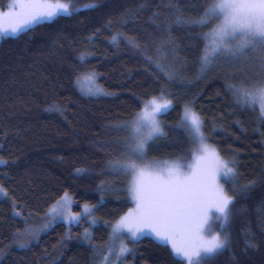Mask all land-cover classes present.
I'll list each match as a JSON object with an SVG mask.
<instances>
[{"label": "trees", "instance_id": "obj_1", "mask_svg": "<svg viewBox=\"0 0 264 264\" xmlns=\"http://www.w3.org/2000/svg\"><path fill=\"white\" fill-rule=\"evenodd\" d=\"M13 2L0 0L3 26L21 19ZM73 3L82 10L0 39V158L7 162L0 164V185L7 190L0 197V264H88L87 249L73 243L82 235L79 226L68 230L67 239L56 238L60 229H53L27 248L9 247L13 234L25 230L13 213L21 212L30 226L40 228L36 216L63 191L71 194L75 205L82 199L91 204L101 194L106 202L97 212L105 219L121 213L127 207L121 195L127 176L110 174L107 164L120 158L117 141L127 131L115 125L132 120L143 107L139 101L159 96L162 89H167L166 99L173 106L158 115L166 135L149 142L147 155L191 156L196 145L187 128L178 127L189 105L204 120L202 131L208 143L221 158L234 160L238 172V183L231 188L222 180L230 194L236 190L227 227L229 246L206 264H264V121L258 111L238 106V97L226 87L251 90L264 83V48L248 49L237 57L222 54L201 73V28L173 20L177 15L186 20L200 17L208 0H177L181 11L170 8L168 0ZM91 3L97 7L83 8ZM154 13L165 15V29L157 18L153 23ZM117 32L134 37L143 50L124 39L110 43ZM81 53L90 58L82 62ZM146 57L171 66L174 78L167 79ZM88 71L97 73L98 84L111 96L88 95L78 88L76 75ZM52 105H59L61 111H49ZM77 169L85 171L77 174ZM252 181L254 186L244 191L243 186ZM195 190L212 202L200 187ZM88 191L92 196L84 194ZM101 225L89 239L100 251L110 243L115 247L116 240L110 241L108 229ZM248 240L254 247L247 246ZM129 249L124 256L128 264H181L167 246L148 238L130 243Z\"/></svg>", "mask_w": 264, "mask_h": 264}, {"label": "snow or ice", "instance_id": "obj_2", "mask_svg": "<svg viewBox=\"0 0 264 264\" xmlns=\"http://www.w3.org/2000/svg\"><path fill=\"white\" fill-rule=\"evenodd\" d=\"M168 5L176 11H181L177 6V0H168ZM37 6L45 10L32 14L30 17H24L10 28L0 27V37L7 36L9 33L14 35L36 24L51 22L59 16H70L82 10L74 6L73 0H69L68 3H43ZM95 7H97L95 3L83 6L85 10ZM153 17V23H155L158 14L154 13ZM213 19H220V22L214 25L209 32L201 34V38L208 41L204 54L199 60L201 73L215 65L222 54L237 57L242 56L248 49H256L258 46L264 48V0H243V2L208 0V7L204 9L200 17L186 20L177 15L173 23L206 27ZM158 26L162 27V25ZM120 39H124L138 51L143 50L134 37L125 36L120 32L112 36L110 43L118 44ZM237 40L238 42L232 46V42ZM87 55L88 53H81L78 59L83 62ZM157 55L160 59L163 58L159 48ZM160 59L154 60L152 57H146L148 63L153 64L167 79L172 80L175 71L171 66L161 63ZM86 79L91 85L87 89V94L111 95L96 84L97 74L94 71H90ZM80 80L81 77H78L77 83H80ZM226 87L238 97L235 100L238 106L246 110L258 111V118L264 121V83L258 84L251 90H240L231 84ZM166 92L167 89H162L159 96L141 101L143 108L134 115L132 120L115 125L118 129L126 130L127 136L117 141L121 153L120 158L109 161L107 168L110 174L130 176L128 191L136 201V209L121 217L112 226L110 241L120 239L127 234L129 239L135 242L143 236L154 234L157 240L171 243L173 253L181 259V264L185 261L187 264H206L208 259L229 246L227 227L230 223L232 206L235 203L236 190L232 189L233 194H230L219 181L223 180L224 184H228L231 188L233 184L238 183V172L234 160L221 158L218 150L206 143L208 138L202 131L204 120L189 105H185L178 127L187 128L193 143L198 145L197 151L205 158L211 157L215 167L206 176H200L195 171L191 176H184L179 171L181 167L179 163L165 162L164 167L154 177L155 184L151 187L145 185V168L148 165L141 167L137 161L144 160L149 142L166 135L161 122L157 119L158 115L166 113L173 106L172 101L166 99ZM48 110L61 111L59 105H52ZM6 163L0 158V164ZM76 171L77 174H82L85 170L77 169ZM254 184V181L249 182L243 186V190L251 189ZM194 185L210 186L214 193L212 202L205 203ZM6 195L7 190L0 185V196ZM69 204L68 194L65 193L45 214L44 219L49 222L38 229L30 226L21 212H14L13 215L25 224V230L13 234L14 239L9 247L14 244L18 248H27L31 241L39 238L40 233L51 227L58 212L62 215V210ZM13 207H17L15 203ZM78 219L79 216L71 217V221ZM212 223H216L219 228L215 234H212L213 230L210 228ZM185 233H188L196 242L186 243ZM204 233L211 238L205 240ZM20 237L23 239H19ZM176 237L181 238V243L175 242ZM85 238H90L87 232H85ZM246 243L247 246L254 247L251 240ZM130 251L131 249L124 244H121L119 250L116 251L110 243L107 247L108 254L103 257V264H113V257L116 264H120ZM2 254L3 250L0 249V258Z\"/></svg>", "mask_w": 264, "mask_h": 264}, {"label": "rangeland", "instance_id": "obj_3", "mask_svg": "<svg viewBox=\"0 0 264 264\" xmlns=\"http://www.w3.org/2000/svg\"><path fill=\"white\" fill-rule=\"evenodd\" d=\"M60 2L64 3V1H60V0H14L12 5H13V9L16 11V14L20 15L21 19H23L24 17H30L32 14H35L39 11H42V8L38 7L37 5H40L43 3H60ZM237 2H243V0H237ZM3 14H4V12H3ZM221 19H222V17H221ZM219 22H220V19H217L216 23L214 25L218 24ZM16 23L17 22L7 23L5 26H3V24L0 23V25H2L3 28H10V26H12ZM9 34H11V33H9ZM1 38L2 37H0V39ZM239 39L240 38H238V40ZM238 40L234 41V45H235V43L238 42ZM87 74L88 73L82 75L80 83H77L78 88L85 94H87V89L91 86L86 79ZM95 96H97V95H95ZM157 119H158V116H157ZM206 143H208L207 140H206ZM195 145H196V147H194L195 151L194 150L191 151L190 152L191 156L188 158H183V156H168V157L165 156V157H161V158L150 159V160H147V162L144 160L143 161H137V163H139L141 165V167H144L145 165H147L148 162H152V164L149 168V171H145V173H146L145 177H144L145 185L148 187H151L152 185L155 184L154 177L159 172V170L164 167L165 162H167V163H179V165L181 166L179 171L184 176H191L193 171H195L200 176H206L210 172V170H212L215 167V163L211 157H207V158L203 157V155L197 151L198 145L197 144H195ZM219 183L222 184V180H220ZM194 188L197 189V188H199V186L194 185ZM200 188H201L203 193L207 194L211 198H214V193H213V190L210 186L209 187H200ZM63 196H61V197H63ZM68 200H72L69 195H68ZM204 202L207 203L206 201H204ZM135 209H136V201L132 198L131 206L127 209V211L124 213L123 216L128 214L130 211H134ZM91 210H92V206L87 204V206H84V207L82 206L80 211H73L72 206H70V204H69L68 207H66L62 210V215L60 213H58L57 215H60L61 217L67 219V221L70 223V222H77L78 221V220L77 221H71L72 216H79V218L82 216L85 217L82 214L84 212V214L86 216H88V222L90 224H94V221L92 220ZM210 228L213 230L212 234H215L216 232L219 231V228L217 227L216 223H212L210 225ZM146 231H149V230H146ZM123 237H125L128 240L126 245L129 248V246H130L129 242H133V241L131 239H129L127 234L123 235ZM143 237L152 238L153 240H155L157 242H160L162 244L167 245L172 250L171 243L166 242V241L157 240L154 237V234L146 235ZM203 238L205 240H208L211 237L207 233H204ZM180 241H181L180 237L175 238L176 243H179ZM184 241L186 243H189V244H194L196 242L195 239L192 238L188 233H185ZM120 243H121L120 239H117L115 241V246L119 245ZM115 249H116V251H118L119 247H115ZM172 252H173V250H172ZM113 264H116L115 259L113 260ZM186 264H187V262H186Z\"/></svg>", "mask_w": 264, "mask_h": 264}, {"label": "bare ground", "instance_id": "obj_4", "mask_svg": "<svg viewBox=\"0 0 264 264\" xmlns=\"http://www.w3.org/2000/svg\"><path fill=\"white\" fill-rule=\"evenodd\" d=\"M181 2H179V4H180ZM178 4V5H179ZM6 12H8V13H10L11 12V10L8 8V9H6ZM165 17V15H161V14H159V16L157 17V20H158V22H165V20L163 19ZM192 17H194V16H192ZM166 18V17H165ZM198 18V17H197ZM164 20V21H163ZM217 20V19H216ZM214 23H216V22H214ZM163 24V23H162ZM164 26H163V28L165 29L166 28V25L165 24H163ZM214 26V24L213 23H210L208 26H206V27H200L201 28V34L202 33H206V32H209L210 31V29L212 28ZM206 43H208V41H203V45L201 46V53H203L204 54V50H205V45H206ZM90 58V57H89ZM88 57H86V59L84 60V61H86V60H88L89 59ZM80 60V59H79ZM88 72H90V71H88ZM95 72V71H94ZM85 73H87V72H85ZM85 73H82V74H80V75H76V77L78 78V77H81L83 74H85ZM96 73V72H95ZM97 74V73H96ZM98 75H97V79H96V84L97 85H99L98 84ZM100 86V85H99ZM111 96V95H110ZM139 104H141V101H139ZM181 121V120H180ZM179 121V122H180ZM178 122V123H179ZM180 124V123H179ZM159 150H161V147H159ZM155 158H159L158 156H154V157H151V156H149V155H147V153H146V155H145V158H144V161H146L147 162V160H150V159H155ZM151 164H152V162H148L147 163V165H148V167H146L145 168V171H149V168H150V166H151ZM129 180H130V176H127L126 177V191H122L121 190V195L122 196H124V197H126V200H125V202L127 203V207L121 212V213H119L117 216L116 215H114L113 217H111V218H103L98 212H97V210H98V207L99 206H101V205H103L105 202H106V200H105V198L101 195V194H97V199L95 200V201H91V204H89V203H86V202H89V200H86V199H82V201L81 200H79L78 202H81V203H79L78 205H75V203H74V201H73V199H72V196H71V194L69 193V192H67V191H63V192H61L58 196L60 197L61 195L63 196V195H65V193H67L70 197H71V199L72 200H69L70 201V206H72V210L73 211H80V209H81V207L83 206H87V204L88 205H91L92 206V210H91V212H92V220L94 221V224H90L89 222H88V216H86L85 214H84V212L82 213L85 217H80L79 219H78V221L77 222H68L67 221V219H65V218H63V217H61L60 215H56L55 216V218H54V220L52 221V223H51V227L47 230V231H45V232H42V233H40V234H45V233H47V232H49L50 230H53V229H60L59 231H56V233L54 234V236L57 238H59V239H67L70 235L68 234V230H71V228H73V227H81L82 229H81V234L82 235H80V236H78V237H75L74 238V240H73V243H74V245H75V247H80V249H87V254H89L90 255V259H89V262H88V264H103V257L104 256H106L108 253H107V248H104V249H102V251H100V247H98V246H96V245H93V243H92V241L89 239V238H85V232H87L88 233V235H90L93 231H95V229L96 228H98L99 226V223H101L102 225H101V227L102 228H105V229H108V233H109V240H110V237L112 236V226L121 218V217H123V215H124V213L127 211V209L131 206V202H132V194L128 191V183H129ZM88 192H90V194H88L87 195V192H85L84 194L86 195V196H92V194H91V191H88ZM61 198V197H60ZM59 198V199H60ZM59 199H57V200H55L52 204H47V206H45L43 209H42V211L38 214V216H36V220H38V221H40L41 222V226H43V224H45V223H48L49 221L48 220H46V219H44V217H45V214L46 213H48L51 209H52V207L53 206H55L56 205V201H58ZM83 202V203H82ZM76 208H75V207ZM93 209H94V211H93ZM59 213V212H58ZM33 218H34V215H33ZM38 229V228H37ZM83 230V231H82ZM40 234H39V236H40ZM142 238H148V239H150V240H153L152 238H149V237H142ZM20 239V238H19ZM21 239H23V238H21ZM141 239V238H140ZM104 240V239H103ZM34 241V240H33ZM154 242H156V243H160V242H157V241H155V240H153ZM120 244L119 245H117V246H115V247H120L121 246V244H124V245H126V243L128 242V240L125 238V237H121L120 238ZM32 243V241L30 242V244ZM130 243H132V242H129V244ZM29 244V245H30ZM160 244H162V243H160ZM162 245H164V246H167V245H165V244H162ZM127 246V245H126ZM168 247V246H167ZM169 248V247H168ZM170 249V248H169ZM171 250V249H170ZM172 251V250H171ZM173 253V252H172ZM174 254V253H173ZM174 256H176L175 254H174ZM115 258L113 257V260H114ZM83 260V259H82ZM122 264H128L127 263V261H126V259H125V257L123 258V260H122V262H121Z\"/></svg>", "mask_w": 264, "mask_h": 264}]
</instances>
